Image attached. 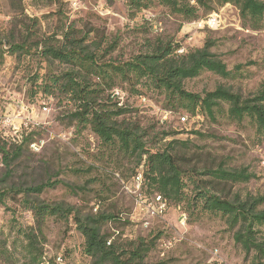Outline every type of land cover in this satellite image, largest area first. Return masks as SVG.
<instances>
[{
    "label": "rangeland",
    "instance_id": "obj_1",
    "mask_svg": "<svg viewBox=\"0 0 264 264\" xmlns=\"http://www.w3.org/2000/svg\"><path fill=\"white\" fill-rule=\"evenodd\" d=\"M21 11L14 12L6 0H0V31H12L15 41L25 38L28 45L43 40L47 45L63 46L67 35L84 41L97 61L104 63L145 52L158 39L179 44L178 54L212 39L211 50L232 73L221 77L203 71L185 81L187 90L201 93L223 85L248 96L264 83V20L253 29L230 4L210 13L200 10L201 16L188 22L157 3L132 13L125 0H24ZM211 14L217 16L216 27L202 22ZM67 69L68 64L45 58L33 47L28 54L4 53L0 62V141L15 143L28 133L33 139L12 164V182L30 185L58 180L53 188L38 194V199L65 202L81 214L118 215L122 221H108L102 230L125 239L153 240L146 264H256L254 251L246 253L234 241L233 230L219 214L202 211L198 205L194 208L185 200L179 204L167 200L161 207L155 192L133 177L139 169L134 156L117 144L101 142L89 126L72 121L68 115L71 105L57 96L44 95L41 90L33 94L45 73ZM90 76L91 88L103 89L101 80ZM114 82L120 93L117 100L129 109L117 119L139 125L147 146L161 149L170 141H185V149L174 144L198 169L223 163L229 168L246 167L256 175L227 186L228 195L264 194V133H258L248 118L231 120L227 104H222L214 119L203 112L198 116L181 109L169 112L164 94L145 83L135 86L136 93L120 78ZM108 93V89H99L98 100L112 107ZM181 115H187V121H181ZM3 172L0 162V175ZM190 189L185 188L187 196ZM21 199L18 195L0 204V264H34V253L42 255L40 264H90L83 252L84 238L71 217L46 218L40 234L32 211ZM26 231L36 236L33 245Z\"/></svg>",
    "mask_w": 264,
    "mask_h": 264
},
{
    "label": "trees",
    "instance_id": "obj_2",
    "mask_svg": "<svg viewBox=\"0 0 264 264\" xmlns=\"http://www.w3.org/2000/svg\"><path fill=\"white\" fill-rule=\"evenodd\" d=\"M6 1L14 12H22L24 0ZM33 1L43 3L55 0ZM125 2L132 13L157 3L165 6L170 14L177 15L182 21L187 22L198 19L201 16L200 10L210 13L225 4L234 6L240 19L253 29L258 28L264 20V0H125ZM13 33L0 31V62L5 52L15 54L19 51L28 54L33 47L41 56L69 65V69L63 72L45 73L43 83L37 85L33 94L41 90L44 95L57 96L61 101L71 105L68 115L72 121L89 126L101 142L117 144L126 154L134 156L139 169L135 171L133 177L140 174L141 183L144 181L148 190L155 192L154 196H158L165 205L167 200L176 204L185 200L187 205L194 208L198 205L202 211L219 214L233 230L234 241L240 244L246 253L253 250L256 264H263L264 194H248L241 197L239 194L230 196L226 193L227 186L247 182L256 175L246 167L229 168L223 163L198 169L191 165L186 153H180V148L174 144L178 142L185 149V141H170L161 149L147 146L139 125L117 119L118 116L128 113L129 109L124 103L119 104V99L117 100V96L112 93L118 89L114 87V80L118 77L129 83L132 91L136 93L138 89L135 86L140 83L163 93L169 112L181 109L196 116L203 112L214 119L216 111L221 110L222 104H227L228 118L237 122L248 118L261 134L264 133V83L258 91L248 96H243L223 85L201 93L187 90L185 81L197 77L203 71L221 77H228L232 73L226 63L211 50L215 44L212 39H207L200 47L191 48L180 54L176 53L179 44L158 39L150 44L147 51L139 52L124 61L99 63L94 51L79 39L67 38L65 35L63 46L47 45L43 40L28 45L25 38L15 41ZM91 74L96 75L104 84L103 89L99 88L101 91L109 90L107 99L113 101L112 107L98 100L99 89L91 88ZM139 95L142 96L141 93ZM181 116L188 119L187 115ZM192 132L203 136L199 131ZM32 141L30 133L21 134V138L15 143L0 141V162L4 168L0 175V204H4L7 198L12 199L20 195L22 203L32 211L40 234L46 218L67 220L71 217L84 238L83 252L89 257L90 264H146L144 261L154 246L153 240L143 237L125 239L102 230V225L108 221H122L118 215L81 214L74 206L65 202H46L38 199V194L53 188L60 182L58 180L47 179L30 185L12 182V164L20 158L24 146L31 144ZM188 186H191L190 196L185 193ZM25 236L33 245L36 237L33 231H26ZM41 256L39 253L32 255L34 264H40Z\"/></svg>",
    "mask_w": 264,
    "mask_h": 264
},
{
    "label": "built area",
    "instance_id": "obj_3",
    "mask_svg": "<svg viewBox=\"0 0 264 264\" xmlns=\"http://www.w3.org/2000/svg\"><path fill=\"white\" fill-rule=\"evenodd\" d=\"M202 22L204 24L208 25L209 27H216L218 24L217 16H216V14H211L210 16H208L207 19L203 20ZM112 95H115V96H117L118 99H120V93H119L118 89L114 90ZM119 104H121V102H119ZM180 120L181 121H187V117L181 116ZM135 178H136V180L140 181L141 175L137 174V176ZM156 199L158 200L161 207H163L165 205L164 202L160 201V198L158 196L156 197Z\"/></svg>",
    "mask_w": 264,
    "mask_h": 264
}]
</instances>
